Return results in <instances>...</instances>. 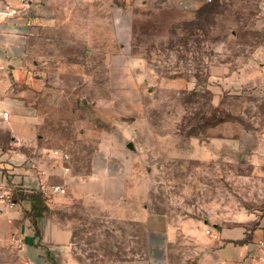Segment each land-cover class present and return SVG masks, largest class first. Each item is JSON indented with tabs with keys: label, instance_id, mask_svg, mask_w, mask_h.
Listing matches in <instances>:
<instances>
[{
	"label": "rangeland",
	"instance_id": "rangeland-1",
	"mask_svg": "<svg viewBox=\"0 0 264 264\" xmlns=\"http://www.w3.org/2000/svg\"><path fill=\"white\" fill-rule=\"evenodd\" d=\"M262 3L58 4L45 51L36 24L37 60L30 69L34 80L43 79L45 70L60 84L57 104L41 107L47 115L43 137L71 152L78 171L108 164L111 172H129L138 190L127 200V218L135 217L141 204L149 213L176 223L197 220L207 229L262 215ZM39 53L50 54L47 66L39 65ZM87 121L95 131L92 142H86ZM75 213L84 222L79 236L94 248L109 239L101 225L119 227L113 211L92 207ZM121 229L140 234L131 222ZM117 240L118 234L108 241L112 246ZM17 250L0 246V264H27L12 252Z\"/></svg>",
	"mask_w": 264,
	"mask_h": 264
},
{
	"label": "crops",
	"instance_id": "crops-1",
	"mask_svg": "<svg viewBox=\"0 0 264 264\" xmlns=\"http://www.w3.org/2000/svg\"><path fill=\"white\" fill-rule=\"evenodd\" d=\"M65 1L0 0V113L8 116L0 125V184L7 182L16 194L40 193L46 207L34 223L26 215L31 206L27 199L16 209H0V246H10L12 237L22 239L19 250L12 252L27 264H264V213L210 229L197 220L176 223L149 213L144 204L135 217L127 218V200L138 190L129 172H111L108 164L99 171H78L71 152L49 145L42 134L47 115L41 107L57 104L60 84L45 70L36 81L30 69L37 60L36 24L45 51L55 28L56 6ZM38 58L39 65L50 63V54L39 53ZM262 64L264 80V60ZM94 133L87 121L86 142ZM99 146L104 152L107 142ZM41 187L64 188L65 194L44 196ZM92 207L113 211L111 218L119 224L117 229L101 225L109 239L100 249L79 236L84 222L75 211ZM128 222L139 226V235L121 229ZM116 234L111 246L108 240Z\"/></svg>",
	"mask_w": 264,
	"mask_h": 264
},
{
	"label": "built area",
	"instance_id": "built-area-1",
	"mask_svg": "<svg viewBox=\"0 0 264 264\" xmlns=\"http://www.w3.org/2000/svg\"><path fill=\"white\" fill-rule=\"evenodd\" d=\"M210 1V0H208ZM261 10L264 11V1L262 3ZM1 19V16H0ZM8 116L4 113H0V125L6 122ZM262 141L264 143V135L262 136ZM41 191L44 196H51L54 194H65V189L60 187H41ZM20 200L17 197L14 189L7 182L0 184V209L2 211H9L20 207ZM205 234H209V230L205 231ZM23 244L20 238H11L10 246H17L18 248Z\"/></svg>",
	"mask_w": 264,
	"mask_h": 264
},
{
	"label": "trees",
	"instance_id": "trees-1",
	"mask_svg": "<svg viewBox=\"0 0 264 264\" xmlns=\"http://www.w3.org/2000/svg\"><path fill=\"white\" fill-rule=\"evenodd\" d=\"M17 197L19 200L27 199L31 203L30 210L26 212V215L32 223H34L38 217L42 216V214L46 212V207L41 204L43 203L42 194L35 192L24 194L20 192L17 194Z\"/></svg>",
	"mask_w": 264,
	"mask_h": 264
},
{
	"label": "water",
	"instance_id": "water-1",
	"mask_svg": "<svg viewBox=\"0 0 264 264\" xmlns=\"http://www.w3.org/2000/svg\"><path fill=\"white\" fill-rule=\"evenodd\" d=\"M127 148L132 149V147L130 145H127Z\"/></svg>",
	"mask_w": 264,
	"mask_h": 264
}]
</instances>
